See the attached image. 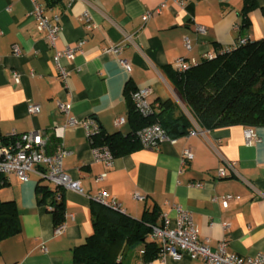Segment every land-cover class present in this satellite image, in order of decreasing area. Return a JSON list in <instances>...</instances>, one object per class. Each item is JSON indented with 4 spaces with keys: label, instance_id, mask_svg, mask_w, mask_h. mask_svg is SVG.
<instances>
[{
    "label": "crops",
    "instance_id": "1",
    "mask_svg": "<svg viewBox=\"0 0 264 264\" xmlns=\"http://www.w3.org/2000/svg\"><path fill=\"white\" fill-rule=\"evenodd\" d=\"M39 1L50 18L58 17L61 30L55 46L38 30L30 14L31 0H0V134L39 130L47 153L61 146L69 150L63 167L82 192L63 190L64 229L56 234L49 209L52 198L41 201L37 191L39 184L49 189L53 185L36 173H30L28 180L5 176L0 198L15 201L21 231L0 241V264H82L74 260L73 248L93 232L92 205L101 190L115 197L126 214L141 218L145 210L156 209L157 223L167 216L172 226L174 205H180L191 212L200 239L211 249L226 239L230 252L248 256L264 252V126L254 127L259 141L247 145V126L206 129L187 114L193 125L185 134L171 136L176 142L165 141L158 148L139 142L136 149L114 157L110 166L94 160L93 133L87 127H66L62 136L54 132L55 126L66 123L59 101L70 104L76 119L92 118L103 132L123 136L135 129L130 97L137 88L149 87L151 101L172 99L186 108L167 67L174 68L180 57L197 63L241 39L263 38L264 0H184L183 4L167 0L160 12L156 9L164 0ZM246 7L248 24L243 23ZM85 10L96 25L93 29L80 18ZM147 12H151L148 18ZM197 25L206 31H197ZM125 34L131 39L125 41ZM80 39L84 43L75 57L60 60L69 73L62 82L53 60L55 51ZM118 43H123L120 57L129 61V69L103 49ZM14 71L19 74L17 82ZM31 104H39V112L31 113ZM117 118H123L119 125ZM195 127L200 132L190 134ZM187 147L193 158L183 161ZM231 160L236 161V171L227 164ZM220 168L226 169V177L218 176ZM136 193L144 198H136ZM228 194L234 198L225 206L221 199ZM141 249L142 244L133 245L118 258L123 264H204L187 254L179 258L157 254L145 260Z\"/></svg>",
    "mask_w": 264,
    "mask_h": 264
},
{
    "label": "trees",
    "instance_id": "2",
    "mask_svg": "<svg viewBox=\"0 0 264 264\" xmlns=\"http://www.w3.org/2000/svg\"><path fill=\"white\" fill-rule=\"evenodd\" d=\"M248 7L243 23L248 24ZM168 76L179 91L186 109L202 128L232 125L264 126V37L237 42L233 47L205 57L184 71L170 66ZM130 118L135 129L127 136L119 132L92 134L93 145H108L114 157L140 146L138 130L159 123L170 136L185 134L192 127L188 113L172 99L152 101L148 115L141 114L130 97ZM7 183L0 173V188ZM43 201L51 196L55 225L64 222L63 199H55V189L37 186ZM158 211L145 210L141 218L113 209L99 202L92 205L93 232L73 248L76 262L82 264H123L118 258L133 245L143 246L145 260L157 256L159 245L149 237L151 225L157 224ZM21 231L20 214L14 200L0 198V241Z\"/></svg>",
    "mask_w": 264,
    "mask_h": 264
},
{
    "label": "built area",
    "instance_id": "3",
    "mask_svg": "<svg viewBox=\"0 0 264 264\" xmlns=\"http://www.w3.org/2000/svg\"><path fill=\"white\" fill-rule=\"evenodd\" d=\"M164 0L156 9L160 12L165 6ZM180 4L184 0H174ZM32 10L30 14L34 17L37 23V28L41 32H45L46 38L51 46H55V42L59 37L61 26L58 22V17L50 18L46 13V6L39 0H31ZM151 12H147L145 17L148 18ZM87 29H93L96 25L92 21L88 10H85L80 17ZM197 31L204 33L206 27L204 25H197ZM125 41L130 40L131 36L125 34ZM246 39H241L240 42H245ZM84 40L80 39L73 45H67L63 49H56L53 60L58 69V77L62 82L67 81L69 75L67 69L61 64V58L73 59L76 53L81 49ZM187 48H190L189 40L185 39ZM105 52L112 53L119 57L120 63L127 69L130 68V63L127 59L121 58L120 55L123 50V43L111 44L103 48ZM227 50V49H226ZM14 54L18 55L20 49L17 45L13 47ZM215 54H209L205 57L211 58ZM194 59H186L184 57L178 58L174 63V68L184 71L190 66L195 65ZM14 79L19 80V74L14 71ZM151 89L149 87L137 88L131 93V98L135 104L136 109L143 115H148L152 110L151 105ZM60 110L66 115V123L63 126H55L54 132L58 136H62L66 127L83 125L89 129V134L97 132L99 126L95 124L92 118L78 120L71 115L70 104L59 101ZM31 113H37L40 110L39 104H31L29 106ZM123 122V118H117L115 123L119 125ZM200 132L199 127L192 128L189 133L196 134ZM139 141L143 146L158 148L159 145L165 141L172 143L176 142L175 137H171L159 123H151L137 132ZM245 142L247 145H253L259 141V137L254 127L248 126L244 130ZM45 137L39 130L27 131L18 133L11 131L6 134H0V173L5 176L11 174L16 175L21 180H28L30 173H36L40 177L47 179L55 189V199L61 201L63 199L64 189H73L82 192L78 181L71 178L63 167V159L70 152L61 146L54 153H47L44 149ZM94 160L105 163L107 166L112 164L114 155L108 145H93ZM193 153L189 147L183 150V161L192 159ZM233 171H236V161H229L227 163ZM235 174H238L235 172ZM219 177H226L227 172L225 168L218 170ZM100 178V177H99ZM244 182L252 188L254 185L243 179ZM197 186L202 185L201 182L195 183ZM135 197L143 199L144 196L136 193ZM97 202L112 207L113 209L124 212L120 203L109 195L105 190H101L94 195ZM234 198L232 194L222 197L221 202L227 205L230 199ZM52 207L49 206V209ZM176 210V223L174 226L170 224L167 216H163L160 223L151 225L149 237L158 243L159 252L158 257L165 258L167 256L179 258L183 254H187L191 258H201L204 264H264V252H259L255 256L239 255L230 252L227 249V240L222 239L216 249H211L206 241L200 239L199 229L194 224L192 214L189 210L184 209L180 205H174ZM229 223L225 222L224 227L228 228ZM64 229L63 225L55 227V233H60ZM43 250H46L43 247ZM144 254V249L140 250ZM138 264H152L150 261H140Z\"/></svg>",
    "mask_w": 264,
    "mask_h": 264
},
{
    "label": "rangeland",
    "instance_id": "4",
    "mask_svg": "<svg viewBox=\"0 0 264 264\" xmlns=\"http://www.w3.org/2000/svg\"><path fill=\"white\" fill-rule=\"evenodd\" d=\"M184 110L188 113L189 116H191V114L189 113V111L185 107H184Z\"/></svg>",
    "mask_w": 264,
    "mask_h": 264
}]
</instances>
